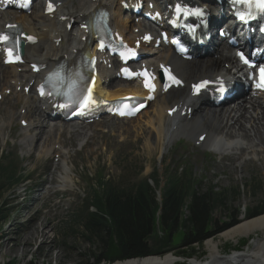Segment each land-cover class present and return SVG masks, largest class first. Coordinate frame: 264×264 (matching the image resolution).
Returning <instances> with one entry per match:
<instances>
[{"label":"rangeland","instance_id":"1","mask_svg":"<svg viewBox=\"0 0 264 264\" xmlns=\"http://www.w3.org/2000/svg\"><path fill=\"white\" fill-rule=\"evenodd\" d=\"M42 3L43 0L35 3L31 16L42 10ZM131 27L134 29L135 26ZM72 33L75 35V29ZM10 88L7 89L8 100L12 99L13 103L20 101L13 109L12 115L26 110L28 104L39 105L32 95L20 94L21 90L14 93ZM3 93L0 107V163L7 164L11 159L9 155L12 154L21 175L16 177L31 180L22 181L24 183L14 188L6 184L0 192V207L2 206L0 210L3 215L0 224V264H82L87 261L82 253L93 246L80 235L79 232L82 231L77 230L74 219L83 207L82 202L87 200L88 192L93 191L91 186L96 184L98 178H104L105 183L110 181L126 187L157 171L162 184L165 172L174 173L177 169L185 168L192 171L196 182L203 180L206 185H214L217 191L240 186V195L233 202L235 206L251 207L258 200L264 199V149L257 154L241 151L233 160L229 155L217 154L206 147H197L191 138L181 137L175 142L171 140L173 143L167 146L165 154L161 153L162 144L154 139L155 132L148 134L144 128L153 131L150 126L151 120H155L163 96H167L168 93L151 102L142 117L136 118L133 122H123L105 115L98 119L100 120L98 123L81 124L75 121L65 123L61 130L63 138L56 137V146L61 147L58 149L64 152L63 155L51 153L50 158L41 159L39 151L34 149L29 133L22 131L21 117L17 115L16 119L12 120L5 112L10 105L8 106L9 102L6 100V89ZM19 97L21 99L17 100ZM32 112H35V109ZM57 121L46 117L44 123L35 128L34 133H40L37 143L39 147L48 143L45 136H42V133H49L47 127L50 125L47 124ZM60 122L58 121V125L62 124ZM63 140L65 145L62 143ZM262 147L264 146H257V149ZM240 161L242 166L238 167ZM57 164L58 172L56 171L52 183L50 180ZM50 165L52 169L55 168L52 173ZM63 174L70 180L66 185L61 182ZM254 180L260 185L257 192L252 191ZM34 199L38 201L35 202ZM217 216L220 224L229 222L224 214ZM239 218V222L246 219L244 215ZM37 222L44 223L50 238L43 240L36 236L27 245L26 250L20 253L21 250L18 248L22 244V238ZM219 234L212 238L219 241L220 251L224 255L233 254L236 251L232 250L236 248L240 251L250 250L258 236L263 237V233L258 231L239 236L237 240L223 241ZM182 237V231H178L174 236V243L178 245ZM243 243L246 244L242 245ZM181 251L183 248L169 252L178 258L177 264H189L195 259L203 261L208 253L205 242L200 247L195 246L193 253L196 255L191 257L192 259H186ZM88 262L95 264V259L90 258Z\"/></svg>","mask_w":264,"mask_h":264},{"label":"bare ground","instance_id":"2","mask_svg":"<svg viewBox=\"0 0 264 264\" xmlns=\"http://www.w3.org/2000/svg\"><path fill=\"white\" fill-rule=\"evenodd\" d=\"M59 1L68 5H63ZM171 1L166 0L165 7L161 9L160 4H156L154 0H44L42 10L35 13V16L12 9L0 11V36L8 26L16 24L21 27L23 34H25L22 40L26 46L25 53L17 65H5V51L2 49V43H0V100H3V91L11 87L14 93L17 90L23 92L24 89L29 88V94H32L39 101L40 106L28 104L26 110L23 109L22 112H15L12 115L13 109L20 101L13 103L12 99L8 100L7 98L10 110H5L12 120L16 119L17 115L21 117V120H26L22 131L29 133L34 149L40 153L39 159L50 158L51 153L63 155L64 152L56 146V137L63 138L61 130L65 123L58 125V122H53V125L47 127L49 133H42L48 143L43 147L37 145L40 133H34L35 128L40 127L45 118L50 116L54 105L37 97V88L43 78L44 71L34 72L35 64L46 66V69L53 67L62 59L73 64L82 50V52L88 50L91 57L95 56L97 45L92 40L88 42L89 39L93 38V35L89 34L86 22L91 23L92 14L98 8H106L110 11L115 41L119 38L123 39L129 43L127 45L130 47L139 40L146 48L149 45L144 43L143 39L151 32L149 27H144L140 20L137 21V18L142 19L138 15H143V13L163 15L164 11L171 5ZM179 1L180 3L185 1L186 4H190L188 1H192L194 2L193 5L197 3V0ZM49 2L54 5L55 10L49 11ZM203 5L208 7L205 3ZM126 7H128L127 13L124 10ZM133 8H142V12L138 14ZM212 10V15L219 13V10L216 11V6H213ZM57 12H60L58 16ZM132 25L135 26L134 29H132ZM71 27H74L75 35L71 32ZM31 38L36 41L32 42ZM155 42L150 46L153 47ZM217 43L219 44L218 41ZM221 44L219 47L214 46L211 50L206 51V54L218 53L219 56L215 57L216 59L208 57L188 61L178 57L174 52H170V48L165 46L160 47L155 58L146 59V63L153 71L159 72L161 64L168 65L172 68L176 79L184 82V87H179V90L172 89L167 96L163 97L155 120L152 119L150 123L153 131L144 128L148 134L155 132L156 137L155 135L153 137L156 138L157 143L161 142L162 154H165L167 146L173 143L171 140L175 142L181 137L191 138V141L200 144L199 146L206 147L217 154L229 155L233 160L241 151L256 154L263 151L264 147L258 150L257 146H264V93H256L250 89L245 91L235 103L224 107L220 106V108H212L207 95L193 98L191 94L193 87L190 88V86L202 79L220 83L226 82L227 79L231 82L233 78H236L235 82L239 81L238 74L242 73V66L238 62L236 51L228 47L223 41ZM161 52L162 54L157 57ZM97 57V85L101 80H104L103 89H96L98 95L104 94L105 100H114L127 94L136 93L138 90L137 83L119 80L115 76L112 69L114 62L111 61L108 54L101 52L97 54ZM21 91L19 93L23 94ZM5 96L7 97V94ZM21 97L17 100H20ZM170 100L171 103H169ZM33 109L35 112H32ZM144 110L138 114L137 118L142 117ZM116 119L123 122L135 120L133 118ZM62 143L64 144L65 140ZM246 159L248 160V158ZM237 166L241 167L242 162L240 161ZM58 168L59 164L56 165L50 180L52 183ZM68 181H70L68 177L63 174L61 182L66 185ZM34 201L37 202L38 199H34ZM37 224L38 222L22 238V244L18 248L21 250L20 253L26 250L27 245L36 236L43 240L50 238L44 223ZM258 231L263 233V237L258 236V239L252 243L250 250L227 255L221 253L219 241L209 238L205 241V248L208 250L207 258L203 261L195 259L189 264H264V214L241 221L219 234V238L223 241L237 240L239 236L250 235ZM177 262L178 258L173 253H166L162 256L153 255L127 259L118 261L116 264H177Z\"/></svg>","mask_w":264,"mask_h":264},{"label":"trees","instance_id":"3","mask_svg":"<svg viewBox=\"0 0 264 264\" xmlns=\"http://www.w3.org/2000/svg\"><path fill=\"white\" fill-rule=\"evenodd\" d=\"M17 175L13 159L0 163V192L6 184L14 188L19 182ZM163 177L161 184L160 175L154 171L126 187L98 179L74 220L77 230L82 231L80 235L93 246L82 253L87 260L82 264H90V258L95 259V264H116L160 256L178 248H183L180 253L186 259H192L195 246H202L207 239L240 223L241 215L250 219L264 214V199L251 207L234 205L240 186L217 191L203 180L196 182L192 171L185 168L174 173L167 171ZM259 187L255 181L252 191L257 192ZM90 208L95 210L89 211ZM218 214H224L229 222L220 224ZM2 219L0 210V224ZM178 231H182L183 237L176 245L174 236Z\"/></svg>","mask_w":264,"mask_h":264},{"label":"snow or ice","instance_id":"4","mask_svg":"<svg viewBox=\"0 0 264 264\" xmlns=\"http://www.w3.org/2000/svg\"><path fill=\"white\" fill-rule=\"evenodd\" d=\"M234 2L246 3L250 7L251 6H255L258 10H260L261 12H264V0H234ZM48 8H49V11H51V10L54 9V5L51 2H49ZM175 11L177 13H183L186 16L187 15H196V16H201L202 17L204 15L203 11L200 10V9L192 10V9H189V8H182L179 5L176 6ZM239 18L241 20L245 19V17L243 15H241ZM0 39H5L6 40L7 36H2V37H0ZM145 39L148 40V39H151V37L150 36H146ZM129 54L130 55H135V51L130 49L129 50ZM10 55H11V53H10ZM241 57H242V59H244L245 63H248V60L246 58H244L242 54H241ZM253 67H254V65H253ZM124 71L128 72V69H124ZM259 72H260V82L257 84V87L258 88H264V66H262L259 69ZM144 75L146 77L145 86L148 87L151 91H155V85L150 83L149 74L145 73ZM171 79L175 80L174 77H171ZM176 82L179 83L178 81H176ZM207 84H208V82L204 81V82H202L199 85H194L193 86L194 91L195 92H199V90L202 87H205ZM88 103H94V101L92 100V97H91V93H89L88 98L85 100L84 106H87Z\"/></svg>","mask_w":264,"mask_h":264}]
</instances>
